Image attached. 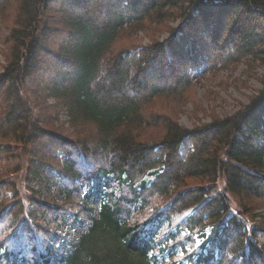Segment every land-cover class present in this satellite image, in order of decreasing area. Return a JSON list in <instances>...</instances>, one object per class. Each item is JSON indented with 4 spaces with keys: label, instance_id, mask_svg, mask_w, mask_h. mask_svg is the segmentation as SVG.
<instances>
[{
    "label": "trees",
    "instance_id": "trees-1",
    "mask_svg": "<svg viewBox=\"0 0 264 264\" xmlns=\"http://www.w3.org/2000/svg\"><path fill=\"white\" fill-rule=\"evenodd\" d=\"M0 23V158L22 146L29 155L26 192L12 183L7 199L0 183V264H157L154 229L179 219L169 236L183 252L179 264H264V222L248 219L264 207V0H0ZM128 31L126 39L144 31L151 44H118ZM240 66L241 86L256 79L261 90L230 117L208 110L209 122L186 129L150 109L158 98L191 95L193 74ZM25 81L40 112L53 98L73 128L93 125L91 142L36 120L20 95ZM150 129L159 138L142 139ZM96 178L120 191L103 196L97 213L83 197ZM72 214L91 226L58 257L52 234Z\"/></svg>",
    "mask_w": 264,
    "mask_h": 264
},
{
    "label": "rangeland",
    "instance_id": "rangeland-1",
    "mask_svg": "<svg viewBox=\"0 0 264 264\" xmlns=\"http://www.w3.org/2000/svg\"><path fill=\"white\" fill-rule=\"evenodd\" d=\"M3 19V18H2ZM9 23V21H6ZM180 21L177 20L171 27H177ZM0 44L2 39L6 36V31L3 32V24L0 23ZM130 34V31L125 33L122 37L121 42H132V44H139L142 47L149 46L151 44L150 36L144 31H138L135 36L130 39H126L125 35ZM63 37V35H62ZM167 37V34L163 33L159 37L158 41L162 42ZM57 40V37L54 38ZM1 44L0 46V75L4 72V68L7 65L5 54L7 53V46ZM120 47V45H117ZM245 70L244 66H240L239 68L232 71H222L220 73H216L213 76H209L208 74L205 76L198 77L196 74L192 75L191 84L193 85V90L190 91L191 95L195 96L196 99H199L202 103V109L199 105L193 106V102L190 100L191 95L188 93L186 96L184 95L181 99L171 98V97H161L152 102L150 109L155 112H161V114H167L175 119V121L182 127L186 129H192L193 127L199 125L200 123H207L209 119L205 116L206 111H214L217 116L220 118L230 117L236 112L239 111L241 106H246L249 103V97H251L255 91L261 90V86L256 79H252L249 82L247 88L242 87L239 83L238 79L241 82H244L243 72ZM256 76H260L263 74L262 69H256ZM43 77V76H42ZM21 87L20 95L23 98H28L31 103L35 102L34 99L29 96L27 92V87L29 86V82H21L19 84ZM250 86V88H249ZM26 88V91H25ZM213 92L217 96L211 97L214 101L207 102L210 100L209 94ZM30 103V104H31ZM46 109L42 108L40 112L37 110V107L32 103L30 106V110L32 111L33 117L35 116L36 120H38V116L41 119H44V126L47 130L55 133L56 135H61L64 138H72L75 139L77 133L83 134V140H88L91 142V137L95 135V127L90 124H86L79 129H75L72 127V123L67 111L62 108L57 102L54 101L53 98L46 99ZM35 109H34V108ZM160 131L157 132L155 130H145L141 132L140 136L144 140L150 139L152 141L153 138H159ZM11 144V142H9ZM27 146L18 147L17 149H8V151L1 156L0 158V183L8 182V185L5 187L6 190V198L9 199L10 195L7 194L10 189V185L12 183L17 182L18 188L22 192H26V170L28 166L29 155L22 151L23 148ZM60 160V165H64V158L58 155ZM57 166V165H56ZM20 167V172L14 173L15 169ZM155 171V170H154ZM152 171V172H154ZM49 172H52L49 170ZM8 179V180H7ZM154 178L145 177L144 181H152ZM25 183V184H24ZM103 179H93L90 189H84L83 197L86 198L85 202L89 208H92L97 213L100 205V200L105 195L112 194L114 198L120 197V191L116 188L106 189L104 187ZM34 192L40 193V200H46L45 193H42L38 186L35 184L32 186ZM54 199L61 203L64 199L63 195L59 194L57 191H52ZM26 195V194H24ZM28 197L31 195L27 193ZM25 199L24 196H21ZM26 200V199H25ZM260 208L251 212L248 216L249 226L253 227L254 224H258L259 222H264V207L259 206ZM28 209V208H27ZM3 208L0 209L2 211ZM95 217V216H94ZM251 219V220H250ZM181 219L177 220V222L173 226H168V224L159 226L154 229V241H155V250L157 251V255L159 257L157 259V264H179L183 259V252L180 250L179 245H176V250L172 251L171 243L172 240L169 239L170 233L174 232L176 234L178 224ZM252 221V222H250ZM61 227L55 230L52 234L51 241L56 244V252L55 254L58 257H64L67 252L71 251L72 245L78 241L80 236L87 232L90 228L91 223L82 219L81 217L76 216L75 214L66 216L63 223L60 225ZM176 232V233H175ZM209 230L202 233L201 235H197L194 237L195 246L198 247L202 244L201 237L208 236ZM181 236L184 237L181 233ZM51 246V245H50ZM181 247V246H180ZM189 247V248H188ZM187 251H192L189 244L187 245ZM167 251L163 255L162 252ZM182 252V253H181ZM174 254V259H171V255ZM184 264H187L186 261H183ZM182 262V263H183ZM52 264H59L53 259Z\"/></svg>",
    "mask_w": 264,
    "mask_h": 264
},
{
    "label": "built area",
    "instance_id": "built-area-1",
    "mask_svg": "<svg viewBox=\"0 0 264 264\" xmlns=\"http://www.w3.org/2000/svg\"><path fill=\"white\" fill-rule=\"evenodd\" d=\"M151 178H154V177L151 176ZM147 182H151V181L149 180V181H147Z\"/></svg>",
    "mask_w": 264,
    "mask_h": 264
}]
</instances>
